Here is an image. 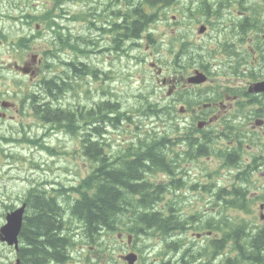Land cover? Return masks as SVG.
<instances>
[{"label":"rangeland","instance_id":"rangeland-1","mask_svg":"<svg viewBox=\"0 0 264 264\" xmlns=\"http://www.w3.org/2000/svg\"><path fill=\"white\" fill-rule=\"evenodd\" d=\"M17 1L19 2L20 7H22V5L26 3H30L36 7L40 6L41 4H44V6L48 7L52 6L51 1L49 0H47V2H45V0H4L3 7L0 5V72L13 65L14 60L20 59V65L23 66L24 64L31 62V56L38 55L42 58L43 56H41V53L46 48L45 44H43L41 41H37L36 43H33L31 50H29L28 52H22V49H18V47H15V50L17 48L19 52H14L12 43L9 44V41H5V39L1 36L2 34L8 35L9 37H16L19 34H22L27 39H30L32 41L35 39L36 36L37 38H42L44 34L47 33V28L43 27L37 35L35 26L39 23L40 17L38 16V18L36 19V17L32 15L33 12L28 11L29 13H31L30 17L32 19L31 22H28V18L24 19L26 16V11L21 13ZM204 1L206 3H210V1L213 0ZM229 1L239 3L245 11H248L250 13L248 22L241 23L244 25H248L249 30L258 29L259 20H262V24L264 26V5L260 4L258 0ZM120 5L124 6V3L121 2ZM200 5L201 4L199 3L192 5L191 13H185L186 17L191 18L192 15L195 17L204 16ZM188 6L189 5H187V7ZM174 7H176L177 9L179 8L178 6H172V10H168L169 18L174 15L173 12L177 11L174 10ZM121 9L122 8L118 7V5L113 2V0H83L78 4L75 15L73 9H67L68 12L66 14H62L59 17V23L65 28L72 30L74 29V27H78L81 36H83L81 38L89 43V45H87L85 48L89 47L90 50L93 49V54L103 55L106 57V59L104 63L96 67L97 80L88 79V82L86 83L80 78L75 77L73 78V80L67 81L66 91H58L59 89L53 91H46L49 94L57 95V98H55L54 100L42 99L38 93H35L32 97H30L27 105H23L19 108V121L31 124L34 129L32 137L23 136L25 140L29 141L30 145L26 148V152L30 154L32 153V157L22 164H10L0 170V183L3 185L5 190H7L9 197L11 199L14 198L13 202L15 204L21 203L23 201L21 198L17 197V192L20 193V196L22 197V193H27L28 191L34 193L35 190L39 192L41 191V189H46V191L50 193L53 189H58L61 186L79 187L82 180L78 173L79 163L85 161L87 158L85 154V149H83L81 143V140H83L84 138L88 139L87 134H85L86 126H82V124H79L80 128L78 129V133L70 134L68 130L62 129L60 125L53 124L50 122L52 118L51 114L49 115V118H43V109H35L34 107V105L37 104L36 102L43 103V105H46L52 109L60 108L61 110L69 111L71 113H78L80 111L82 113H85L86 110L95 109L97 107L106 108L107 106L114 112H117L119 110L118 106L121 107V112L133 111V113L127 114L128 118H122L121 120L117 119L116 124H109V126L107 127L108 139L111 145V150L108 154L111 156L114 155L119 149H123L129 146L130 142L137 143L138 145L137 141L139 139L140 141H142L147 132L150 136L155 135L156 139H158L159 136L162 135V132H164L167 128H173V121H164V123L162 122L163 120H168L169 117H167L166 113H163L161 111V106L158 107L160 109V112H158L157 114L147 113L146 115H141V113L135 111L143 103V100L136 99V95H138L139 93H143V95L149 97V100H155L157 102L161 101L164 103L168 102L165 101L163 97L166 90H161L160 85L153 84L150 80L152 75H154L155 73V67H150L149 64L155 62L157 66L159 64V66L163 68V64L161 63H164L166 65V68H168V61L164 57L165 48L169 45L171 41L170 37L168 36L169 34L174 33L173 35H175L176 38H174L173 40L179 41V37L181 34H183V32H180L178 28L179 26H183L184 17L180 16L179 24L178 22H176V25H173L172 23H168L166 21H158V23L153 26L156 32L154 39L157 43V46L153 49V51H151V49L148 50L147 47L145 49L146 54H144L142 57V59H144V62L141 63V65L136 70V76H138L141 81L140 85H135L132 91H121L120 87H122L123 85H127V82H130L128 81L129 74H131L135 69L134 61L132 59L128 58L122 53H118L113 50V45L117 42L118 39V31L112 26V24L118 23V27H120L121 25L127 26V24L125 23L124 16H120L117 14L119 11H121ZM197 9L198 11L196 13ZM159 10L160 6L158 5H149L147 9H145L148 14L154 13V17L151 21L157 18ZM129 12L130 8L123 9L121 14L124 15ZM216 12L218 19L215 22V34H211L207 22L202 20L200 23H191L190 25H185H188V37L190 38L193 44L196 42H209L211 40V36H215L216 44L222 45V47L226 48V50L231 53L233 49V44L231 39L228 38V35L231 38H235L238 36L236 25L239 22L238 20L232 17L237 16V10L235 9L232 11V16L228 15L225 12L223 6H221V9L217 10ZM38 13L40 15L41 11H39ZM83 13H85L86 16ZM85 17H87L88 19L84 21ZM121 18L123 19L122 22L120 20ZM220 24H222L223 27L229 25L230 28H228L227 31H222L220 29ZM152 25H150V27ZM200 25H205L207 27V31L203 35H198L197 33V30ZM128 26H130V24H128ZM143 26L144 25H142V27ZM19 29L21 30V32H19ZM231 33H234V35H232ZM119 44L125 45V42L121 40L119 41ZM175 48V52H177V50L179 51L178 43H176ZM186 53L191 55L194 54V52L190 49H186ZM197 56L198 61L201 62L202 58L200 57V55ZM35 57L37 59V56ZM156 58H160L161 63L160 60H156ZM60 59L61 58L52 59L49 61V63H55L56 65H59ZM32 67L36 71H39V73L42 70L41 64L38 61L36 63H33ZM124 70H126V72H124ZM175 71L179 73L180 71H182V69L176 68ZM124 73L126 80L123 84H121L120 82L124 81L122 78ZM192 73L193 70H190L189 72L184 73L183 75H175L178 78L184 76V78L186 79ZM167 74L168 73L166 72L165 76H167ZM26 76L20 78L22 84L26 82ZM90 77L92 76H86V78ZM213 81H215L214 77L209 80V82ZM219 81L223 82L224 85H228L230 83L228 77L220 79ZM72 83L74 85L73 89H71ZM133 83L134 81H132L131 84ZM54 84L56 85V82ZM233 84L242 85L239 81H236ZM47 90L49 89L47 88ZM131 106H133L134 108L132 109ZM114 109H116V111ZM185 120H187V118L182 119V126L185 124ZM217 123L218 117L213 119L211 127L217 126L219 124ZM77 124L78 123H76L75 126ZM221 125L224 126L223 124ZM182 126L179 125V128H182ZM214 145L219 146V144ZM166 150H163V147H161L160 152H162V155ZM20 159L24 161L26 159V156L21 153ZM193 163H195V165H190L189 163L182 162L181 170L183 171V175L190 174L191 171L193 174H198V166L207 168L210 172L213 169L217 168V163L214 161L213 156H204L201 163H198L197 160H194ZM94 167V164H90L88 172L92 171ZM218 169L220 168L218 167ZM103 170L104 171H102L101 174L102 178L105 180H107L106 178L110 171L117 170L120 171L117 173H121V171H123L125 175L122 177L124 185H132L136 183V181H130L127 177L128 174L136 171L133 169L129 171V169L125 168V165L120 164L118 166H109L107 168H103ZM83 175L84 171H81V176ZM158 177L163 176L160 175ZM157 181L159 180L157 179ZM107 184L109 187L115 186L112 184L111 181H108ZM116 188L118 189L119 186H116ZM123 190L124 189L121 188L119 189V191ZM1 191L2 188L0 186V192ZM74 194H72L70 198L73 203L74 200L78 198V193H76V191ZM73 196L74 198L72 199ZM188 196H192V194H188ZM1 198L3 199V197ZM172 198L175 197L172 196ZM123 199L127 198L124 196L121 200L119 199L118 202L116 200V205L118 207L124 208V205L122 203ZM157 201H159L155 205L157 207L161 204H167L168 200L166 193L164 192L160 199H158ZM56 203L60 210H64V208L68 206L69 201L66 203L65 206H63L65 204L64 199L62 197H59L58 201L56 200ZM131 207L132 205H129L128 208L131 209ZM255 208L258 211L257 214L259 215L258 204L255 206ZM51 213L54 214V212L52 211ZM108 215H111V213L109 212ZM25 216L26 210L24 213V217ZM69 216L71 215L68 209V217ZM175 216L177 219L173 225L174 227L177 223L183 222L180 225L179 233L176 235H171L172 232H166L168 234H163L160 229V232L162 233V240L160 242H166L175 239L177 240L180 236L188 235L194 230V225L191 223V221L187 220L185 216H183V214L180 212V208L178 209V213H176ZM127 217L128 215H120V219H122L123 222H125L127 225H130L131 227L135 226L132 225V222L129 221ZM70 221L72 220L68 218L67 222L69 223ZM76 224L77 222H74V227L76 226ZM219 224L223 230L228 231V229L230 228V225L224 220H221ZM95 225L96 223H93V226ZM135 227L141 229L139 228V226ZM102 228L103 227L96 228L97 235H99L101 238ZM124 228L125 227H119L120 232L123 233L125 236L123 243L122 241H119L117 237V234L119 232L112 233L105 230L109 243L114 248L116 246V250L119 252L125 250L123 245L124 243L127 244L126 237L132 234L129 231H125ZM142 228L145 229L149 235L154 231V229L156 231L159 230V228L157 227H149L147 229L145 227ZM96 229H94V231H90L95 234ZM243 230V228L240 229V231ZM75 234L76 240L77 237L78 239H84L88 236L86 232L84 233V231L76 227ZM154 234L156 233L154 232ZM227 234L231 238V233L227 232ZM59 236L64 235L63 233H61ZM199 236H203V234L201 233L199 234ZM64 237L67 243L69 241L71 242L69 238H67L66 236ZM141 246L143 250L140 249ZM154 246L156 245L152 241H149V236L147 237L142 233H137L133 234L131 244L128 245V248H131L136 251V253H138L146 249H154ZM195 246L196 245L194 244L188 246H181L177 252H173L170 255L171 257L168 259V264H192V262L195 260L194 255L192 254V248ZM167 249L168 254L169 251L172 252L170 248ZM57 250L54 249V251ZM198 251L199 249H196V253H198ZM73 254L74 261L77 262L71 263L82 264L81 252L76 255V252L72 250V255ZM246 254L250 255L249 252H246ZM258 254L262 255V253L260 252H258ZM163 256L166 257L167 253L165 252ZM0 261H3L5 263L10 261V259H8L7 256L0 255ZM14 263L15 261H13V263L11 264ZM91 263L92 261L90 262V264ZM107 264H119V257L115 254V251L110 255Z\"/></svg>","mask_w":264,"mask_h":264},{"label":"trees","instance_id":"trees-1","mask_svg":"<svg viewBox=\"0 0 264 264\" xmlns=\"http://www.w3.org/2000/svg\"><path fill=\"white\" fill-rule=\"evenodd\" d=\"M126 1L129 3V0ZM173 1L174 0H147V3L151 6L158 5L161 9L170 6L173 4ZM218 1L223 2L225 0ZM200 6L205 11L210 8L205 4H201ZM25 11L28 12L27 10H23L21 7V13ZM185 12L190 13V7H186ZM119 15L124 16L125 23L127 24V26L121 25L119 27L124 33H126V37L131 35L132 37L137 38L138 34L142 30L141 28L145 27H142V25L149 24L152 20L151 15H145L144 12L136 9L131 13L124 15L119 13ZM153 21L155 23V20ZM128 24H130V26H128ZM52 34L53 39H51L48 44L51 51L47 55H44L45 66L43 70H45V74H43V76H41L38 80V89H36V91H53L56 89H59L58 91H66L67 81L73 80L75 77L80 78L86 83L88 82V79L97 80L96 67L102 64V60L96 62L81 60L78 54L86 56L92 53V51H88L85 48L89 45V43L81 38L83 36L74 37L71 33L64 35L62 30L59 28L53 29ZM28 42L29 39L25 36L19 38V45L21 48L25 47L30 49ZM116 43L113 45V50L121 53L123 45L119 44L118 40ZM65 48L70 51L64 52L63 56L59 60V65L49 63L52 59H59V53ZM185 50V45L183 44L181 51L175 56L173 43L166 48L168 58L173 60V57H175V65L181 64V59ZM88 75H91L92 77L86 78ZM55 82L56 85L54 84ZM47 88L49 90H47ZM73 88L74 85L72 83L71 89ZM198 92L199 94L196 93L193 96L186 92L182 95H178L177 98L178 100H181L182 103H186L191 106H200L202 100L206 97L203 95L205 91ZM142 107L145 108L137 110V112L141 113V115H146L147 113L156 114L158 112L157 108L160 107V105L158 103H150L146 100L145 106ZM161 108L169 118H171V114L176 115L175 105L164 106ZM35 109H43V118L45 119L49 118V115L51 114V123L60 125L72 134L78 133V129L80 128L79 124H82V126H90L91 131L96 134H101L102 126L104 127L106 121L110 120L112 124L117 121V119L109 118L111 115L110 112L114 111L109 109L108 106L106 108L97 107L95 109L86 110L85 113H82L81 111L78 113H71L69 111L61 110L60 108L52 109L43 104L41 107H37ZM114 110L116 111V109ZM76 123L78 124L75 126ZM149 136L150 135L147 134L142 141H140V139L137 141L138 145L136 143L131 146H127L125 149L117 151L112 156L108 154L109 152H107V148L101 145L100 141L84 138L82 143L87 156L85 161H88L90 164H94L95 167L82 180L79 187H70L68 189L62 188V192L58 193L60 196L49 195L46 197L45 195L48 193L46 189H41V191L37 192V195L31 191L23 193V200L24 202L26 201L27 208L26 216L24 217L23 226L18 238L21 243L23 241L24 245V247L18 251L21 264H68L70 260H72L71 253L67 252V247H69L71 242L69 241L67 243L64 236L70 240L73 236L76 240L75 232L71 233V230L74 231L75 228L68 230L66 235L59 236L62 233L61 231L64 229L67 219L63 220V211L58 208L56 203V200L58 201L59 197H62L66 203L70 201L73 194L72 192L75 193L76 191V193H80H78V198L71 207V216L67 217L70 220L76 219L78 221L77 228L82 231L84 230V232L88 234V236L84 239H78L77 237L76 241L86 243L89 246L93 245L97 248V251L103 252L102 238L103 236H106L105 230L114 232L119 226L130 228L132 233L144 234V232H146L135 227L139 226V228L145 227L146 229L149 227H157L159 228L158 231L161 229L164 232H172L171 235L178 234L180 231V225L183 222L177 223L175 227L173 225L176 221V218L174 217L180 208V204L176 200V197L183 187L182 183H184L192 191H201L209 194L216 193L218 198H221L220 195L221 192H223V203H227L232 200V197L230 196L231 190H241V181L244 177L243 172L236 174L238 175V180L229 185L231 186V190L223 189V191H221V188H217V180H223V178L220 177L221 173H219L217 177L214 174L210 175L206 184L202 183L199 180L200 178L192 180L189 174H186L185 176L183 175L182 178V162L187 163L188 156L192 157V155H199L197 159L207 156L201 154L206 152L205 148H207V142L210 136H204L200 140H197L185 132V135H181V139L184 141H180L181 139H172L170 135L164 133L159 137H163L168 140L166 141L168 144L173 143L172 148L174 151L171 153L169 150H166L169 148V145L164 144V139H150ZM178 142L180 145L184 143L186 150L182 149L181 151H177L175 148ZM161 147H163V150H166L163 155L162 152H160ZM236 147V151L233 149L231 152L225 154L224 151H218V155L215 157L229 174L231 168L238 166L236 160L238 159L241 162L243 154L245 153L244 147L240 143L236 144ZM225 159H228V161L226 162ZM259 160L262 161L261 159ZM85 161L82 162L84 163ZM120 164L125 165V168L129 169V171L132 169L136 171L131 172L127 176L130 181H136V183L132 185H124L122 177L125 175L123 171H121V173H117L120 172L117 170L110 171L107 175V180L102 178L101 172L104 171L103 168L118 166ZM175 168L180 170V174L174 175ZM161 172H166L169 175V183L163 185V181L159 182L156 177L154 178L153 175ZM214 178L216 181L213 180ZM108 181H111L115 186L109 187L107 184ZM116 186H119V188L117 189ZM120 188L124 190L119 191ZM51 192H54V189ZM164 192L167 195L168 203L165 204V208L163 207L162 213L154 212L156 209H153V206L157 204V200L160 199ZM124 196L127 198L122 200L124 208L118 207L116 205V200L118 202V200H121ZM169 196H173L175 198H169ZM66 203L63 206H65ZM129 205H132L131 209L128 208ZM216 207L218 210V216L214 218V222L208 220L207 217H203L196 223L200 232L208 233L211 229L216 228L221 231V237L211 241L212 247L208 246L205 254L211 256L214 252H216L222 255L223 251H226L228 256H224V261H221L223 264L235 263L241 256H247L258 260L256 254L260 251V246L256 245V247H254L252 244L253 240L256 238L254 236H250V231H240V229L246 228L245 224H237L233 222L231 218L227 217L229 216L230 211L241 208L227 206L225 204L220 206L217 205ZM51 211L54 212V214H52ZM109 212L111 215H108ZM122 214L124 216L128 215L127 219L135 226L131 227L123 222V220L120 219V215ZM221 220L226 221L230 225L228 231L223 230L220 227L219 222ZM93 223H96V225L93 226ZM68 225H71L70 222ZM98 227H103L102 238L97 235L96 228ZM94 229H96L95 234L90 231H94ZM255 230L261 231L258 233V237H262L260 240L263 242L260 245L263 247L264 231L262 230H264V226L261 228H255ZM227 232L231 233L232 239L235 242H230V237ZM178 241L179 240L175 239L159 243L160 247L152 251L154 256L147 262L168 264V261L165 262L162 257L169 259L171 257L169 255L173 252H177L180 245ZM243 241L248 242V245L246 248L242 249V252H240L239 247H241V243ZM167 248H170L172 252L169 251L168 254ZM235 248L239 251L235 250ZM54 249L58 250L54 251ZM163 249L164 251L161 254ZM202 249L205 250L204 248ZM246 249L251 251L250 255L246 254ZM70 250L75 251L73 247H71ZM165 252L167 253L166 257L163 256Z\"/></svg>","mask_w":264,"mask_h":264},{"label":"bare ground","instance_id":"bare-ground-1","mask_svg":"<svg viewBox=\"0 0 264 264\" xmlns=\"http://www.w3.org/2000/svg\"><path fill=\"white\" fill-rule=\"evenodd\" d=\"M113 2H115L117 5H118V7H120V8H122L121 9V11H119L117 14L119 15V13H121L122 12V10L123 9H129L130 8V10H131V7H130V5L129 4H127L125 1H123V0H113ZM121 2H123L124 3V6H121L120 5V3ZM93 3H94V1H93ZM85 16H86V14L85 13H83ZM128 14V13H127ZM32 15L33 16H35L36 17V19L38 18V16H39V13L37 12V13H35V12H33L32 13ZM122 15V14H121ZM31 13H29V12H26V16H25V18L24 19H27V21L28 22H31L32 21V19H31ZM88 18L87 17H85V19H84V21L85 20H87ZM121 20V22H122V18L120 19ZM153 22L154 21H151L149 24H145L143 27V31L141 32V35H143L144 33H145V31L150 27V25H152L153 24ZM121 24V23H120ZM112 26L118 31V41H121V40H123L124 42H125V44L126 43H128V42H134V43H136V41L137 40H140V38H134V37H132L130 34V36L129 37H126V33H124L123 32V30L121 29V28H119L118 27V23H114V24H112ZM120 29V30H119ZM24 38V37H23ZM21 40V39H20ZM23 41H25V40H23ZM28 41V40H27ZM31 40L29 39V42H30ZM28 42V43H29ZM80 48H81V46H80ZM76 50H77V48H76ZM75 51V50H74ZM85 51V50H84ZM24 62V61H23ZM124 72H126V70H124ZM122 78H123V82L121 81L120 83L121 84H123L124 82H125V80H126V77H125V73L123 74V76H122ZM128 81H130V82H127V85H123L122 87H120V89H121V91H132L133 90V88L135 87V85H140V79L138 78V76H136V73H135V71L133 70V72L131 73V74H129V79H128ZM132 81H134V83L133 84H131L132 83ZM144 86V85H143ZM33 96V95H32ZM31 96V97H32ZM37 104L36 105H34V107L35 108H37V107H41V105L43 104V103H39V102H36ZM119 107V110L117 111V112H110L111 113V115L109 116V118H111V119H118V120H121L122 118H128V113H133V111H130V112H121L120 110H121V107L120 106H118ZM157 110H158V112H160V109L159 108H157ZM161 111H162V109H161ZM157 112V113H158ZM163 112V111H162ZM156 113V114H157ZM164 113V112H163ZM151 114H154V113H151ZM164 121H173V128L172 127H169V128H167L164 132H162V134H164V133H166L167 135H170L171 136V138L173 139V138H177V137H179L184 131H185V128L182 126V128H179V124H177V123H175V120H174V118L171 116V118H169L168 120H163L162 122L164 123ZM109 124H112L111 123V121L110 120H108V121H106L105 122V125H104V127L102 126V129H101V134H96L95 132H93V131H91V129H90V126H86V128H85V134H87V137L88 138H90L91 140H94V141H100L101 142V145H103L104 147H106L107 148V152H109L110 150H111V145H110V141H109V139H108V134H107V127L109 126ZM113 124H116V122H114ZM62 129H64V128H62ZM69 132V131H68ZM70 133V132H69ZM70 134H72V133H70ZM147 134H149L148 132L146 133V135ZM146 135H145V137H146ZM144 137V138H145ZM149 138L150 139H156V137H155V135H153V136H149ZM158 139H164V144L165 145H169V148L167 149V150H169V152L171 153V152H173L174 151V149L172 148V145H173V143H171V144H168L166 141H168V140H166L165 138H163V137H159ZM178 141V140H177ZM81 143H82V140H81ZM133 144H136V143H134V142H130V145L129 146H131V145H133ZM180 143L178 142L177 143V145H179ZM108 145V146H107ZM82 146H83V143H82ZM126 148V147H125ZM125 148H123V149H125ZM120 150H122V149H119L118 151H120ZM205 150H206V148H205ZM207 151H208V155L209 156H213V157H217V152H215V151H212V150H210V149H208L207 148ZM195 160V158H192V159H190V161L191 162H193ZM158 170H162V169H158ZM168 170V169H167ZM174 171H175V173H174V175L175 174H180V170L178 169V168H175L174 169ZM158 174V175H157ZM156 175H153L154 176V178L156 177V179H158L159 180V182H162L163 181V185H165V184H167V183H169V181H170V179H169V175L166 173V172H161V173H157ZM160 175H162L163 177H158V176H160ZM182 178H183V173H182ZM80 185H81V183H80ZM71 187H73V186H71ZM62 188H66V189H68V188H70V187H65V186H61L60 188H58V189H54V192H50V193H47L45 196L46 197H48L49 195H56V196H60L58 193L59 192H62ZM34 193H36L37 194V191H35ZM73 193V192H72ZM78 193H80V192H78ZM74 194V193H73ZM74 196H75V194H74ZM74 196L72 197V199L74 198ZM241 197H240V202H239V206L242 208V209H246L247 207H248V202L247 201H245L244 199H243V194H241L240 195ZM77 199V198H76ZM76 199L74 200V202L76 201ZM159 201H157V203H158ZM25 203H26V201H25ZM64 203H66L65 202V200H64ZM156 205V204H155ZM153 206V209H156V211H154V212H160V213H162L163 212V207L165 206L164 204H161L160 206L158 205V207L157 206ZM73 206V202H72V200H70L69 201V204H68V206L66 207V208H64V210H62L63 211V220H68V209H69V213H70V210H71V207ZM70 207V208H69ZM157 207V208H156ZM26 208H27V206H26ZM61 208H63V207H61ZM165 208V207H164ZM25 210L26 209H24V212H23V214H22V221L24 220V213H25ZM176 213V212H175ZM70 215H71V213H70ZM174 218H176V216L174 217ZM177 219V218H176ZM67 220H66V223L68 224V222H67ZM22 226H23V224H21V226L19 227V229L15 232V234H14V239L13 240H11L10 239V237L9 236H7V235H4V236H2V239L4 240V242L6 243V244H8V245H10V246H13V248L16 250V252L18 253V251H20V249L21 248H23L24 247V245H23V242L21 243L20 242V239H18L19 238V236H20V232H21V229H22ZM120 227V226H119ZM119 227H118V229L116 230V231H114V232H119L118 234H117V237H118V239H119V241H122V243H123V240H124V234L123 233H121L120 232V230H119ZM125 229V231H129V232H131L130 231V228H124ZM141 229L143 230V231H146L145 229H143L142 227H141ZM84 231V230H83ZM114 232H112V233H114ZM154 232L156 233V234H154ZM161 232L163 233V234H168V233H166V232H164V231H162L161 230ZM160 231H156L155 229H154V231L149 235L148 234V232L146 231V232H144V235H146L147 237L149 236V241H152L153 243H155V245H157L158 243H161L160 241L162 240V233H161ZM85 233V232H84ZM132 233V232H131ZM257 231L256 230H252V231H250V236H256L257 234ZM121 234H122V236H121ZM133 234H137V233H132L131 235H128L127 237H126V241H127V244L128 245H130L131 244V241H132V237H133ZM166 236V235H165ZM258 236V235H257ZM231 242V241H230ZM233 243V242H232ZM124 246V245H123ZM71 248V247H70ZM125 248V247H124ZM115 250H116V246H115V248H114ZM140 249H142V246H141V248ZM235 250H236V248H235ZM67 252H69V253H71V257H72V260H70V262L68 263V264H72L71 262H77V261H74V254L72 255V250H70L69 249V247H67ZM127 252L128 253H136V251H134L133 249H131V248H128V250H127ZM189 252V251H188ZM139 253V252H138ZM259 255V254H258ZM15 262H16V260H14ZM15 264V263H14ZM18 264H21V261H18ZM225 264H243L242 263V261H241V259L239 258L235 263H225Z\"/></svg>","mask_w":264,"mask_h":264},{"label":"flooded vegetation","instance_id":"flooded-vegetation-1","mask_svg":"<svg viewBox=\"0 0 264 264\" xmlns=\"http://www.w3.org/2000/svg\"><path fill=\"white\" fill-rule=\"evenodd\" d=\"M125 1L127 4L130 5L131 7V10L129 13H131L133 10H140V6H141V11L145 13V15H151V19H153L154 17V13L152 14H148L145 9H147V7L149 6V4L147 3V0H129V3L126 1V0H123ZM143 8V9H142ZM158 16V14H157ZM142 30L140 31V33L138 34L137 38H140L142 35H141V32L143 31V28H141ZM139 40L136 41V43L138 42ZM178 85V82L176 81L175 82V85L176 86ZM3 109H5L4 111H2L0 113V116L4 115V112H7V108H9L11 106V103L9 101H6V103H3L1 104ZM15 119V118H14ZM14 119L12 120H8V119H0V124L3 123V122H13ZM204 153V152H203ZM201 155H208V151H207V148H206V152L204 154H201ZM199 156V155H198ZM198 156H194L192 155L193 158H195V160H197V157ZM1 158V156H0ZM225 161L227 162L228 159H225ZM237 162V167H234V168H231L230 170V179L235 182L238 180V173L240 172H243L244 173V177H243V180L241 181V190L240 191H230V196L232 197V200L227 202V203H223L222 199L221 198H218L217 200L219 202H221V205L222 204H225L227 206H233V207H238V208H241L239 206V202H240V195L241 193H243V199L245 201L248 202V206L250 205V200L248 198V194L250 193V191H252L253 189H255V186H254V181L252 179L253 175L256 173V171L261 168L262 166H264V163L262 161H260L259 159H253L252 160V163L251 165L247 166V167H243V165L241 164V162L237 159L236 160ZM5 167V165H0V170L3 169ZM0 186L2 188V191L0 192V207L3 206L7 201L11 200V198L9 197L8 193H7V190H5V188L3 187V185L0 183ZM3 197V199L1 198ZM14 199V198H13ZM242 209V208H241ZM245 232H249V231H252L250 229H247V228H243ZM264 231V230H262ZM261 232V231H257V235H259L258 233ZM254 236L256 239L253 240L252 244L254 247H256V245L260 246V253H262V255H258V253L256 254V256L258 257V260H255V258H250V257H247V256H244V257H240L241 261L243 264H264V246L262 247L260 244H262V240H260L262 237H258V236ZM122 236V234H121ZM230 241L231 242H235L233 239H232V236L230 238ZM248 245V242L246 241H243L241 243V247L240 248V252H242V249L243 248H246ZM124 249L127 251L128 249V245L124 243ZM208 247V245H206L205 247H201V246H195L192 248V254L194 255V261L192 262V264H200L201 263V260L203 258V255H204V252L206 250V248ZM122 248V247H121ZM202 248H204L205 250H203ZM196 249H199L198 253H196ZM237 250V249H236ZM190 251V250H189ZM239 251V250H237ZM246 252H249L251 253V251H249V249H246ZM15 254H17L16 250L13 248V246H10L8 244H6L4 242V240L2 239V237L0 238V255L2 256H7L8 259H10V261L8 262H3V261H0V264H11L13 263L15 259ZM229 258V257H228Z\"/></svg>","mask_w":264,"mask_h":264},{"label":"water","instance_id":"water-1","mask_svg":"<svg viewBox=\"0 0 264 264\" xmlns=\"http://www.w3.org/2000/svg\"><path fill=\"white\" fill-rule=\"evenodd\" d=\"M25 73L28 72V69H22ZM24 212V206L20 209L8 214L7 216V224L5 226L4 234L9 236L11 240L14 239L15 232L19 229L22 224V214ZM129 264H132L134 261L133 257H128Z\"/></svg>","mask_w":264,"mask_h":264}]
</instances>
